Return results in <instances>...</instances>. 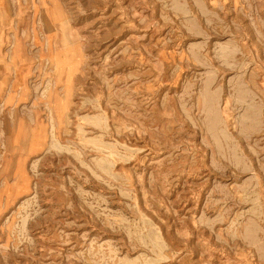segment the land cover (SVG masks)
I'll list each match as a JSON object with an SVG mask.
<instances>
[{
	"label": "rangeland",
	"instance_id": "1",
	"mask_svg": "<svg viewBox=\"0 0 264 264\" xmlns=\"http://www.w3.org/2000/svg\"><path fill=\"white\" fill-rule=\"evenodd\" d=\"M3 1L0 264H264V0Z\"/></svg>",
	"mask_w": 264,
	"mask_h": 264
},
{
	"label": "crops",
	"instance_id": "2",
	"mask_svg": "<svg viewBox=\"0 0 264 264\" xmlns=\"http://www.w3.org/2000/svg\"><path fill=\"white\" fill-rule=\"evenodd\" d=\"M3 0H0V11L4 12V6L5 2L3 3ZM5 20V19H3ZM11 21H0V53L1 48L6 41L3 36V27H6L9 25ZM0 60L4 62L3 57L0 55ZM5 64V62H4ZM27 66L28 70L26 68L25 71H22L20 68V65ZM6 69H0V97L2 96V92L5 91V100L0 102L1 109L6 111L9 109L10 105H28L33 101V99L29 97L30 95V89L28 87L29 83V77H30V64H27L26 62H22L18 58L14 59L8 67H5ZM12 71L13 75L15 76V79L21 83V93L18 97H12L8 94V85L10 81H12L11 76H7L5 71ZM260 89H264L263 85H260ZM40 101L39 104L40 105ZM46 104V103H45ZM48 119V118H47ZM27 122V121H25ZM25 122H20L18 126L13 128V134L10 137V141H7L8 145H12L14 147V151L16 153H19V157L13 158L11 161L4 160V169L3 172L10 170V174H6V178L3 179L4 174L0 173V199L3 193H8L10 195L17 196L22 193H27L31 186V178L26 173V165L28 163V159L32 155H36L39 152H41L45 146H46V134L43 129L46 126V122L48 125H50V122L47 120H42V118L36 114L31 115L29 125H27ZM47 125V126H48ZM11 142V143H10ZM4 145V150L8 151L6 143H2V146ZM7 162V163H6ZM12 178L13 184H9V180ZM11 177V178H10ZM4 193V195H5ZM9 195V196H10Z\"/></svg>",
	"mask_w": 264,
	"mask_h": 264
}]
</instances>
